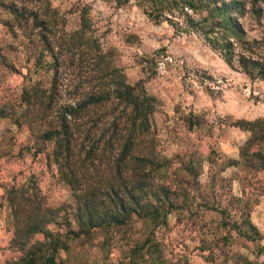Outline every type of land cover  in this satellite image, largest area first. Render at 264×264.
Instances as JSON below:
<instances>
[{"label": "rangeland", "instance_id": "rangeland-1", "mask_svg": "<svg viewBox=\"0 0 264 264\" xmlns=\"http://www.w3.org/2000/svg\"><path fill=\"white\" fill-rule=\"evenodd\" d=\"M26 1L0 0V264H22L29 252L37 253L34 264H44L50 240L37 234L20 242L29 222L23 213L35 206L61 208L47 225L64 244L55 264H264V145L248 144L250 133L233 126L264 119V82L230 67L198 25L157 19L141 0L49 2L52 19H65L63 34L78 28L87 9L94 35L127 82L157 99L152 128L169 161L159 182L170 184L177 208L156 228L138 220L78 238L68 233L75 229L72 192L58 178L52 145L40 148L26 122L38 113L37 104L14 122L24 108L23 89L37 81L47 87L53 75L45 62L36 64L41 45L31 20L20 23L3 7ZM245 1L239 23L249 38H262L264 0ZM252 5L261 17L249 11ZM61 69L74 70L72 89L77 70L66 63ZM18 205L22 215L14 213ZM145 239L154 245L149 252L137 246Z\"/></svg>", "mask_w": 264, "mask_h": 264}, {"label": "trees", "instance_id": "trees-1", "mask_svg": "<svg viewBox=\"0 0 264 264\" xmlns=\"http://www.w3.org/2000/svg\"><path fill=\"white\" fill-rule=\"evenodd\" d=\"M141 1L152 6L157 19H188L198 25L230 67L250 81L264 82V37L249 38L239 23L247 11L245 0ZM26 2L28 6L12 3L3 7L20 23L31 20L41 45L36 64L45 62L53 75L47 87L37 81L23 89L24 108L14 122L37 104L38 113L26 122L40 148L52 145L58 178L72 192L75 229L68 233L78 238L96 229L124 228L138 220L154 228L165 224L177 205L169 195L170 184L159 182L169 161L161 155L152 128L157 99L139 84L127 82L94 35L87 9L79 14L78 28L63 34L65 19L58 23L52 19L56 11L49 0ZM249 11L261 17V9L252 5ZM189 13L202 18L195 20ZM47 56L50 61H43ZM64 63L77 70L79 82L72 89L74 70L66 73L61 69ZM4 116L0 111V118ZM34 125L40 126L35 130ZM233 126L250 133L248 144L264 145V119L238 120ZM22 212L18 205L14 213ZM60 212V207L40 211L35 206L23 213L29 222L21 228V245L37 234L50 240L44 264H55L54 254L64 247L60 236L47 228ZM66 223H71L68 218ZM146 241L137 246L141 250L147 246L149 252L154 245ZM36 254L29 252L22 264H34Z\"/></svg>", "mask_w": 264, "mask_h": 264}]
</instances>
